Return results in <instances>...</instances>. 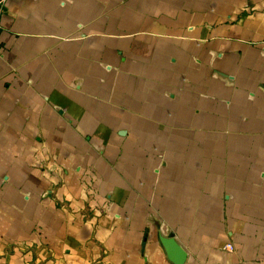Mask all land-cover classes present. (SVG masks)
Listing matches in <instances>:
<instances>
[{
  "label": "crops",
  "instance_id": "crops-1",
  "mask_svg": "<svg viewBox=\"0 0 264 264\" xmlns=\"http://www.w3.org/2000/svg\"><path fill=\"white\" fill-rule=\"evenodd\" d=\"M264 264V0H5L0 264Z\"/></svg>",
  "mask_w": 264,
  "mask_h": 264
},
{
  "label": "water",
  "instance_id": "water-1",
  "mask_svg": "<svg viewBox=\"0 0 264 264\" xmlns=\"http://www.w3.org/2000/svg\"><path fill=\"white\" fill-rule=\"evenodd\" d=\"M161 244L167 247L166 257L172 264H182L185 258L184 252L170 239H163Z\"/></svg>",
  "mask_w": 264,
  "mask_h": 264
},
{
  "label": "built area",
  "instance_id": "built-area-1",
  "mask_svg": "<svg viewBox=\"0 0 264 264\" xmlns=\"http://www.w3.org/2000/svg\"><path fill=\"white\" fill-rule=\"evenodd\" d=\"M4 2H5V0H0V15H1V9L3 7Z\"/></svg>",
  "mask_w": 264,
  "mask_h": 264
}]
</instances>
